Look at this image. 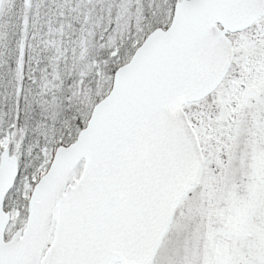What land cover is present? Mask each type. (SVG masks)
<instances>
[{"label": "snow or ice", "instance_id": "6c2138e0", "mask_svg": "<svg viewBox=\"0 0 264 264\" xmlns=\"http://www.w3.org/2000/svg\"><path fill=\"white\" fill-rule=\"evenodd\" d=\"M0 264H264V0H0Z\"/></svg>", "mask_w": 264, "mask_h": 264}]
</instances>
